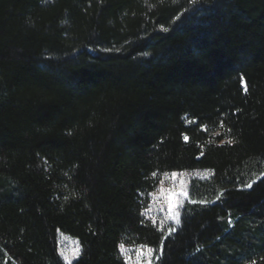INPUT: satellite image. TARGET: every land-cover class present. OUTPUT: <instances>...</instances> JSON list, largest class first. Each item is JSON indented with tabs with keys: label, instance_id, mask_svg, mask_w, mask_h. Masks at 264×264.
<instances>
[{
	"label": "trees",
	"instance_id": "16d2710c",
	"mask_svg": "<svg viewBox=\"0 0 264 264\" xmlns=\"http://www.w3.org/2000/svg\"><path fill=\"white\" fill-rule=\"evenodd\" d=\"M193 170L166 235L145 197ZM261 173L264 0H0V264H264Z\"/></svg>",
	"mask_w": 264,
	"mask_h": 264
},
{
	"label": "rangeland",
	"instance_id": "374dc122",
	"mask_svg": "<svg viewBox=\"0 0 264 264\" xmlns=\"http://www.w3.org/2000/svg\"><path fill=\"white\" fill-rule=\"evenodd\" d=\"M173 172L167 173V175L163 174L158 178V183L156 189L153 192H150L144 200V210L143 214L147 221L151 222L155 226L159 228V230L163 231L166 235H172L176 231L179 223L181 211L186 205V203H192L190 198V185L193 179L204 180L210 176V172L208 170H193V171H181L175 172L177 175L175 177L172 176ZM181 187L185 191L188 192L187 197H169V193L167 191H161V189L168 190L172 189L173 191H180ZM152 193H156L155 198L151 195ZM178 200L179 203L174 207L173 210L179 212V223L174 220L169 219V199ZM169 228H172L173 231L170 233ZM58 246L59 253L62 257V260L66 264H73L77 258L80 256L81 247L77 239L70 237L62 232L58 234ZM79 248V254L75 255L76 248ZM148 246L141 248V245H124L125 251L120 249V254L122 258L125 260L127 264H137V256H140L139 264H149V254L147 253ZM61 250L65 254L69 256V260H65L61 255ZM151 255V264H156L157 259L156 256L161 255V252L155 250ZM129 257L126 259L125 257ZM160 257V256H159Z\"/></svg>",
	"mask_w": 264,
	"mask_h": 264
},
{
	"label": "snow or ice",
	"instance_id": "6c2138e0",
	"mask_svg": "<svg viewBox=\"0 0 264 264\" xmlns=\"http://www.w3.org/2000/svg\"><path fill=\"white\" fill-rule=\"evenodd\" d=\"M161 2H162V0H161ZM193 3H195V0H193ZM164 30L167 31L166 28ZM244 90L247 91V87L246 86H245V89ZM220 123H221V127H223V121H221ZM228 131L230 132L231 130L228 129ZM185 139L187 140L188 137L185 136ZM233 142L234 141L232 139H228L227 140V143H229V144H231ZM152 175L155 176L156 173L154 172ZM165 175H167V173ZM176 175H177V173H175V172L172 173V176L173 177H175ZM260 175H264V173H261ZM245 187L251 188L252 185L249 183V184L245 185ZM161 191L162 192L163 191H167L169 193V197H187L188 196V192L185 191L183 189V187H181L180 191H178V192L173 191L172 189H168V190L161 189ZM151 195L153 196V198H155L156 193H152ZM221 195H223V193H221ZM219 198L220 197L218 196L217 199H219ZM193 202L195 203V201H193ZM168 203H169V217L168 218L171 219V220L176 221L177 223H179V215L180 214H179L178 211L173 210L174 207L176 205H178L179 201L178 200H173V199L170 198L168 200ZM200 203L201 204H204V203H207V201H203L202 200V201H200ZM172 231H173V229L172 228H169V232L171 233ZM144 247H146V246L141 245V248H144ZM121 249H122V251H125L123 244H121ZM79 251H80V249L77 247L76 250H75V255H78L79 254ZM154 251H155V249H153V248H147V253L149 254V264H151V255L150 254L153 253ZM161 253H162V248H161ZM61 255L64 257L65 260H69V256L67 254H65L63 252V250H61ZM125 258L126 259H129V257H127V256ZM139 259H140V256L138 255L137 256V264H139ZM156 259L158 260L159 259V256H156ZM253 264H254V262H253Z\"/></svg>",
	"mask_w": 264,
	"mask_h": 264
}]
</instances>
